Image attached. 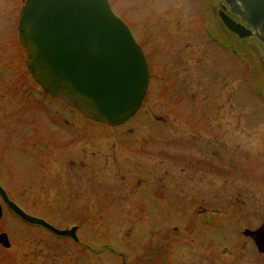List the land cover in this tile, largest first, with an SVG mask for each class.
<instances>
[{
    "label": "rangeland",
    "instance_id": "rangeland-1",
    "mask_svg": "<svg viewBox=\"0 0 264 264\" xmlns=\"http://www.w3.org/2000/svg\"><path fill=\"white\" fill-rule=\"evenodd\" d=\"M108 1L150 74L117 127L42 93L16 44L24 0H0V183L78 238L15 224L0 264H264L242 235L264 222L262 49L224 29L216 0Z\"/></svg>",
    "mask_w": 264,
    "mask_h": 264
},
{
    "label": "water",
    "instance_id": "water-1",
    "mask_svg": "<svg viewBox=\"0 0 264 264\" xmlns=\"http://www.w3.org/2000/svg\"><path fill=\"white\" fill-rule=\"evenodd\" d=\"M218 1L226 5L218 12L225 28L239 38L257 40L264 56V0ZM17 31L27 69L44 92L110 126L126 122L139 110L149 82L147 61L108 0H24ZM13 210L28 223L77 240L75 226L60 230L19 208ZM259 231L254 239L264 252V229H247L244 235ZM4 240L1 234L0 242Z\"/></svg>",
    "mask_w": 264,
    "mask_h": 264
},
{
    "label": "flooded vegetation",
    "instance_id": "flooded-vegetation-1",
    "mask_svg": "<svg viewBox=\"0 0 264 264\" xmlns=\"http://www.w3.org/2000/svg\"><path fill=\"white\" fill-rule=\"evenodd\" d=\"M219 5H220V9H224V5L222 4V2H219ZM21 8V7H20ZM219 9V10H220ZM218 10V11H219ZM19 12H20V9H19ZM18 19H19V14H18ZM17 26H18V23H17ZM17 26H16V31H17ZM257 42V41H256ZM16 44H18L19 47H22L20 42H19V39H18V31H17V42ZM258 44V42H257ZM23 48V47H22ZM25 52V50H24ZM27 60V59H26ZM26 69H27V66H26ZM28 71V69H27ZM28 73L31 75V73L28 71ZM31 77L33 78V76L31 75ZM34 82L38 85V83L35 81V79L33 78ZM149 83H150V79H149ZM42 93L48 98L50 99L51 101H57L58 104H60L61 106H63V108H68V109H71L73 110L74 112H76L77 114L81 115L83 118L87 119L82 113H80L77 109L71 107L70 105H68L67 103H65L61 98H58V97H53L51 95H49L48 93L44 92L43 89L40 87ZM39 110L37 111L36 108L34 107V110L33 111H36L37 114L39 112V114L43 115L45 118H48L49 116V113H48V110L47 108H45L44 106L42 107L41 105L39 106L38 108ZM3 119V118H2ZM89 120V119H88ZM16 121V125H15V130H13L15 132V134H17L16 130L18 128V123H19V120H14ZM91 121V120H89ZM94 122V121H92ZM15 136V135H14ZM15 139V138H14ZM15 190V186L13 185L11 188L8 187L6 188L2 183H0V208H1V218H0V224L3 220V217L7 218V221L5 222L3 220L2 224H4V226H1L0 225V235L1 234H5L6 235V240H4V242H0V251H9L12 247V240L11 238L9 237L8 233L6 232V229L7 228H10L12 227L13 225L15 224H18L20 226H23L25 227L26 229H29V230H36L38 226L36 225H32V224H29L27 222H25L21 217H19L15 211L13 210V207L15 208H19V209H22V206L20 205L21 203V200H18L16 199L15 195L11 192ZM23 210V209H22ZM24 211V210H23ZM25 212V211H24ZM26 213V212H25ZM28 214V213H27ZM31 215V214H29ZM205 220V221H204ZM204 221V222H203ZM203 224L207 225V224H210L211 222L206 220V219H203L202 220ZM11 225V226H10ZM259 228H262L264 229V222H262L260 224V226H258L257 228H254V229H249V230H252V231H256L257 229ZM248 229V228H246ZM261 234V231L257 232V233H254L252 236H246L244 235V233L242 234L245 238H248L252 243L253 245L255 246L256 248V243H255V237H258L259 235ZM163 248V244L161 243L160 245V250L159 252L162 250ZM257 250V248H256ZM7 253V252H5ZM161 259H162V264H165L166 263V259H165V256L163 253H161ZM8 261V260H7ZM10 262V261H9Z\"/></svg>",
    "mask_w": 264,
    "mask_h": 264
}]
</instances>
